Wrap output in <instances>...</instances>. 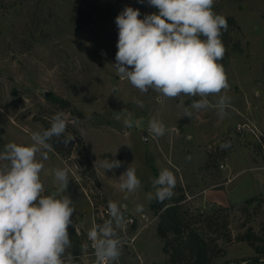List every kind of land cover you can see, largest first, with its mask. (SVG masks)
Returning <instances> with one entry per match:
<instances>
[{
	"label": "rangeland",
	"instance_id": "rangeland-1",
	"mask_svg": "<svg viewBox=\"0 0 264 264\" xmlns=\"http://www.w3.org/2000/svg\"><path fill=\"white\" fill-rule=\"evenodd\" d=\"M125 7L139 9L141 19L158 12L147 0H0V152L10 142L33 143L32 133L42 129L39 118L51 121L58 112L64 113L67 132L81 134L83 144L67 159L47 150L41 173L47 195L60 188L55 170L68 171L61 194L75 208L68 229L72 264H97L87 233L110 219L109 201L123 215L116 227L122 254L113 264H168L157 233L159 218L147 197L155 193L152 180L163 168L173 171L175 187L183 188L174 189L173 196L183 192L185 207L213 212L222 206L214 213L219 231L212 234L228 230L232 238L219 240L214 264L255 256L239 237L249 230L259 235L264 223V200H258L264 196V0H214L216 14L236 18L232 36L241 44L224 66L230 101L223 119L215 107L192 109L199 97L181 95L161 103L158 93H141L117 74L115 18ZM79 8L90 14L86 23L72 19ZM60 99L69 105L63 107ZM208 99L214 105L218 97ZM128 112L131 128L123 123ZM153 118L166 127L161 137L148 132ZM225 142L230 146L222 148ZM106 160L120 161V167L105 170ZM128 167L141 181L134 193L119 188ZM249 197L256 199L250 210L240 211Z\"/></svg>",
	"mask_w": 264,
	"mask_h": 264
},
{
	"label": "clouds",
	"instance_id": "clouds-1",
	"mask_svg": "<svg viewBox=\"0 0 264 264\" xmlns=\"http://www.w3.org/2000/svg\"><path fill=\"white\" fill-rule=\"evenodd\" d=\"M147 2L158 12L141 19L139 9L125 7L115 18L118 40L113 66L117 74L141 93H158L161 103L164 98L181 95L199 97L193 100L192 109L215 107L223 119L230 101V85L219 61L226 52L221 37L227 31V19L213 11L214 0ZM210 96L218 97L214 105ZM136 103L144 106L142 101ZM185 115L191 116V111L186 110ZM115 118L120 120V114ZM123 123L128 128L133 126L130 112ZM67 127L64 113L58 112L51 118L49 128L32 133L33 143L10 142L0 152V264H72L68 229L73 224L75 208L72 199L61 194L68 185V171L55 170V180L60 185L57 192L44 194L41 180L42 161L48 159L47 150H51L49 141L55 137L67 144L74 139L71 133L65 135ZM148 132L161 137L166 127L153 118ZM229 146L228 142L221 145ZM120 164L106 160L102 167L111 170ZM119 180L120 190L128 193H134L141 184L133 167H128ZM176 183L173 171L161 169L152 180L155 193H148V199L161 203L170 199ZM136 211L142 212L143 206L138 205ZM108 213L110 219L94 225L87 233L97 264H113L122 254L123 243L116 231L123 221L122 212L117 203L109 201Z\"/></svg>",
	"mask_w": 264,
	"mask_h": 264
},
{
	"label": "trees",
	"instance_id": "trees-1",
	"mask_svg": "<svg viewBox=\"0 0 264 264\" xmlns=\"http://www.w3.org/2000/svg\"><path fill=\"white\" fill-rule=\"evenodd\" d=\"M224 17L227 19L228 28L227 31L223 32L221 39L226 52L219 63L227 66L231 54L241 51V44L238 41H234L232 36V31L237 25L236 18L232 15ZM72 19L77 23H86L90 19V14L87 10L79 8L72 15ZM60 104L63 107L69 105L63 99H60ZM78 113L82 117L83 114L81 112ZM39 119L42 124L40 132L50 127V120ZM68 134L69 132L66 131L65 135ZM72 135L74 139L67 144L57 140L55 137L49 141L51 148L65 159L69 158L73 150L79 146L77 145L78 143L80 145L83 144L79 132ZM85 158L89 171L97 180L93 164L87 156ZM174 189L183 191L181 186H177ZM185 199V194L182 192L162 203L158 202L155 198L150 200V209L159 218L157 233L164 240L163 250L168 256V264H214V257L218 254L215 247H219V240L224 239L225 242H228L232 238L231 233L228 234V230L222 236L212 234L219 231V223L214 213L222 209V206L216 208L213 212L201 208H187L183 204ZM255 200L254 197L245 199L239 208L240 211H249ZM258 200L261 202L264 200V196H262V199L258 198ZM224 228H227V224H224ZM117 233L120 234V232ZM239 239L248 241L254 248L256 255L245 258L242 262L241 260L236 262L226 261L222 264H264V223L259 235L249 230L245 235L239 237Z\"/></svg>",
	"mask_w": 264,
	"mask_h": 264
},
{
	"label": "water",
	"instance_id": "water-1",
	"mask_svg": "<svg viewBox=\"0 0 264 264\" xmlns=\"http://www.w3.org/2000/svg\"><path fill=\"white\" fill-rule=\"evenodd\" d=\"M48 93H49V92L47 91L45 94L48 95Z\"/></svg>",
	"mask_w": 264,
	"mask_h": 264
}]
</instances>
